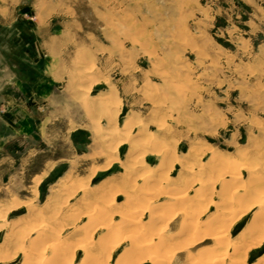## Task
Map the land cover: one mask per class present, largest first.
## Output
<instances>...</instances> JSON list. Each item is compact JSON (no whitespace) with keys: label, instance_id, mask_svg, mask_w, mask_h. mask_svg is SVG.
Instances as JSON below:
<instances>
[{"label":"rangeland","instance_id":"obj_1","mask_svg":"<svg viewBox=\"0 0 264 264\" xmlns=\"http://www.w3.org/2000/svg\"><path fill=\"white\" fill-rule=\"evenodd\" d=\"M14 1L0 0L9 7L7 19L0 13V79L17 78L19 61L30 66L33 77L31 83L19 82L11 88L10 103L0 102L4 127L0 129V205L23 204L8 217L9 230L17 227L18 219L27 221L29 205L45 210L57 203L67 212L78 202L85 205L86 193L68 197L60 191L61 183L88 182L94 169L108 165L110 156L105 153L118 143L117 159L96 176L93 187L110 178L113 181L112 177L119 179L127 164L143 157L144 168L137 180L143 182L142 175L148 172L156 179L165 175L171 179L170 186L182 190L187 183L184 190H190L187 198L192 202L186 199L190 206L185 200L182 207L201 209L191 218L199 225L196 237L181 232V215H171L166 237L172 236L173 241L164 242L157 252L172 253L185 245L170 264H195L201 255L211 256L216 245L205 226L223 210L221 203L232 200L233 187L224 194L218 182L213 196L206 197L198 190L205 171L207 175L215 161L210 157L216 153L225 159L245 153L258 168L264 166V0ZM127 125L134 128L129 130V141L102 139L111 129L125 135ZM149 135L156 145L161 144V150L147 147L148 151L132 153L135 144L146 142ZM251 136H256L252 146ZM256 144L263 149L256 151ZM195 162L201 166L192 168ZM248 180L249 174L244 173L237 185L249 190ZM130 182L124 189L135 192L137 186ZM261 184L253 193L250 190L254 195L261 190L260 198L264 197V180ZM166 188L157 190L156 196L157 204L168 203V209ZM197 191L204 199L208 197L207 205L198 194L200 199L193 198L198 205L193 202ZM250 194L241 201L246 207L257 199ZM65 199L69 205L64 204ZM123 200L121 195L116 203ZM254 211L229 232V246ZM46 213L44 217L50 214ZM9 230L0 233V249L5 252L13 249L5 243ZM238 241L237 247L241 246ZM126 245L123 243L115 259ZM225 256L217 264L240 261ZM262 258L264 247L254 249L247 264ZM21 261L22 256L13 264Z\"/></svg>","mask_w":264,"mask_h":264},{"label":"bare ground","instance_id":"obj_2","mask_svg":"<svg viewBox=\"0 0 264 264\" xmlns=\"http://www.w3.org/2000/svg\"><path fill=\"white\" fill-rule=\"evenodd\" d=\"M102 103H104V101ZM111 120H114V118ZM132 127L133 126L130 125L123 127L126 128L125 130L127 133L125 135L119 133L115 129H111L105 133V136L102 139L111 140V143H116L121 139L124 140L123 138H125L127 142L130 140L129 132L131 131L129 130L134 129ZM135 136L133 135V138ZM139 137L143 136L140 135ZM255 140L256 136H251L249 138L248 141L250 142L251 146L256 143ZM116 145H118V143ZM116 145L115 147H112L113 145L111 146V148L109 147L110 149H107L108 152L105 153L110 156L108 165L103 166V168L100 169H94L91 175L88 176V182H84V180L81 181L78 179L80 182L77 185L76 182L71 183L70 180V183H61L60 191H65L64 193H66L68 197H73V195L79 193H86L85 196L87 197L85 201L88 202H86L85 205H80L81 203L78 202L77 206H75V208L73 207V210H70V212L62 211V206H60V204L57 205V203L55 204V206H50V208L48 207L50 205L49 204L45 210L34 208L33 206L29 205V216L27 218V221L23 222L21 221L22 218L21 220L18 219L19 221L17 220L16 222L17 227L12 226L14 228L10 230L8 217L11 214L15 213V211H17L23 204L17 203L9 206H6V204L4 206L0 205V233L4 232L5 230H9L5 234V243L6 247L7 245H11V247H13L12 251L8 250L6 252L0 249V264H13L20 256H22V261L18 264H112L111 262L114 260V264H161L162 261L164 264L167 262L168 264H170L171 261H173L172 258L174 257V255L183 251L182 248H184L185 245L180 246L182 248H176L177 250H175V252L172 251V253H170V250L165 251L163 254L161 252H157L159 248L161 249L162 246L166 245H164V242L166 243L167 240L169 242L173 241H170L172 236L170 237V239H167L166 237V232L167 230H169L171 222L173 221V219L170 220V217H172L171 215H174L173 218L178 215L182 216L183 226L181 227V232L194 235L197 230H200L198 229L199 225H197V223L194 222L195 220H192L191 218H196L198 212L201 209H195L197 207H194L196 205L193 206L192 203L191 205L194 208L187 207L190 204L189 200H186L190 199L187 198V192L189 189L187 190V192H185L184 190L185 187L188 188L186 186L187 183L185 185L182 184L185 186H183L184 189L182 190L180 189L181 186L179 188L177 186L175 188V185H173L174 187L170 186V183L168 182L170 178H165V175H161L160 173H158V175H161V177L159 178L158 176L159 179H156L148 175V172H144V176L142 175L143 182H140V179V181L137 180L139 178H137V175L139 171L144 168L145 160L143 157L141 158V156H138L136 157V162L127 164V168L125 167V175L120 177L121 179L112 177V179H114L113 181H111L110 178L108 179V182L106 181L103 184H100L98 187H93L92 183L96 176H98L100 172L107 171V169L110 168L111 163H113L112 161L114 160L115 162V160L117 159L115 156L119 152V146ZM159 145H156V139L151 136L146 140V142L136 143L134 148L131 147V152L140 153L139 149L148 151L146 150L147 147H157L156 149L158 150ZM162 148L164 149V147ZM261 149H263V146L261 144L255 145L256 151H261ZM160 153L161 151L159 152V154ZM215 155L216 153H213V155L210 157L211 162L213 159H215V161H213V164L209 166V169L211 171L209 172V170H207V175L205 174L206 171L205 173L203 172L205 177L203 178V180H201L199 184L201 186L198 190H201L204 196L206 194L208 195L209 193L212 194L214 192V188L216 187V185H218L217 183L220 182L223 185L222 191H224V194H226L230 187H233V189H231L230 191L233 198L232 200L221 203L225 206L222 207L223 210H218V213L216 214L217 216L211 221L208 220L207 224L205 223L207 225L205 227H207L206 229H209V235L214 240L216 248L213 246L215 250L211 252V256L204 254V256L201 255V258L199 257L200 261L198 259L195 264H217L218 262H222L226 257H228L225 256L228 254L235 257V260H240L239 262H237L238 264H247V259L252 253V250L259 248L261 249L262 247H264V197L260 198V196H258L259 193L262 192L261 190L259 193L257 191H254L258 193H256L257 195L252 194V191L256 188V186L260 185L264 180V166H262V168H258L259 166L257 167V164L254 165L252 160L249 161L251 157H248V154L245 153L239 156H229L227 158L225 157V159H221V156H217L218 154L216 155V158ZM144 156L146 155L144 154ZM208 161L210 162V160ZM188 163L189 162H187V164ZM195 163L194 166L192 165V168H195V166H201V163ZM219 166L220 168L217 169L216 167ZM164 168L165 167H163V169L161 170L164 171ZM215 169H217V173L213 175L216 172ZM200 170L204 171V169ZM140 173H142V171ZM208 173L212 174L208 175ZM244 173L249 174L250 180L248 181L250 182L248 184L249 186H247L249 190H247V188L243 190L241 188L242 185H237ZM201 174L202 171L200 175ZM189 175L190 174H187L188 177ZM191 179L194 178L191 177ZM129 180L131 181L130 183L136 184L137 187L135 186V192H128L124 189V185ZM149 184L152 185L149 186ZM176 184L178 183L176 182ZM154 185L157 187H154ZM166 187L168 188V190ZM164 188H166L164 190V196L166 194L165 197L167 201L169 200L170 202V205L168 206L172 209L166 208V205L168 203H166V205L164 204L166 207L157 204L159 195L156 196V191L161 190L163 192L162 189ZM250 190L252 193L250 192ZM201 191H197L198 193H195L192 199L197 198L196 194L200 195ZM213 194L209 196H213ZM249 194L250 196L254 195L255 199H257L255 200L253 198L255 200V202H253L254 204H247L248 207H246L245 204L241 201H243V199H245ZM121 195L124 196V200L120 204H117L116 199H118V197ZM160 195H163V193H161ZM201 196L204 199L203 195H200L199 197L201 198ZM200 198H197V200ZM203 199L202 203H204L203 201L206 199L205 201L207 205L208 197L204 200ZM185 200L187 201L188 205L186 207H182L184 202H186ZM194 201L195 200L193 199V202ZM249 201L250 199L248 200V202ZM251 201L250 203H252ZM197 202L194 203L198 205ZM64 204L69 205V200L65 199ZM201 204L199 203V206ZM253 208L255 209V211L251 221L247 224V226H245L246 228L243 229V231L240 232L233 241H231L230 245L232 246H229V232L232 231L240 221H243V218H245ZM44 212L50 213L49 216L44 217ZM60 216L64 218L63 221L60 220ZM23 218L25 217L23 216ZM13 224L15 225V222ZM202 226L204 227V225ZM196 239L197 238H195V240ZM238 240H240L241 242ZM237 241L241 243V246L239 244V246L237 247ZM123 243H128V245H126L123 251L119 253L115 259L114 257L119 252V249L123 245ZM168 248L170 249V246ZM217 250H220V254L224 255H214V253L216 254L215 251ZM80 252L82 253L81 257L78 256ZM253 264H264V258L258 260Z\"/></svg>","mask_w":264,"mask_h":264},{"label":"crops","instance_id":"obj_3","mask_svg":"<svg viewBox=\"0 0 264 264\" xmlns=\"http://www.w3.org/2000/svg\"><path fill=\"white\" fill-rule=\"evenodd\" d=\"M6 1L8 3H14L15 2L14 0H6ZM8 8L9 7L2 6L0 4V13L2 14L4 19H7ZM22 25H24V24H22ZM16 67H19V69L17 71V73H18V77L17 78L16 77H10L8 79H4L3 81H1V79H0V102L3 100V101H7L8 103H10V97H11V95H14L11 88H13L14 85H17L19 82H21L22 85H24L23 83H27L28 84V83L32 82L33 71L31 70L29 65H27L25 62H20L19 61V64ZM45 69H46L45 72L47 74V71H48L47 70V65L45 66ZM15 123L16 122L14 121V124ZM1 126L2 125L0 124V127ZM3 128L4 127H1L0 129L2 130ZM1 130H0V132H1ZM1 133H0V135H1Z\"/></svg>","mask_w":264,"mask_h":264}]
</instances>
